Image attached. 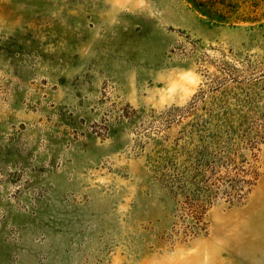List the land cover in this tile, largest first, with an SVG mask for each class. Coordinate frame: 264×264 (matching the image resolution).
Wrapping results in <instances>:
<instances>
[{
  "label": "rangeland",
  "instance_id": "374dc122",
  "mask_svg": "<svg viewBox=\"0 0 264 264\" xmlns=\"http://www.w3.org/2000/svg\"><path fill=\"white\" fill-rule=\"evenodd\" d=\"M0 264H264V0H0Z\"/></svg>",
  "mask_w": 264,
  "mask_h": 264
},
{
  "label": "bare ground",
  "instance_id": "6f19581e",
  "mask_svg": "<svg viewBox=\"0 0 264 264\" xmlns=\"http://www.w3.org/2000/svg\"><path fill=\"white\" fill-rule=\"evenodd\" d=\"M192 88V87H191Z\"/></svg>",
  "mask_w": 264,
  "mask_h": 264
}]
</instances>
